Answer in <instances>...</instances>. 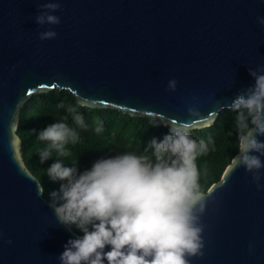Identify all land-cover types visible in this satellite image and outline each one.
<instances>
[{
	"label": "water",
	"instance_id": "95a60500",
	"mask_svg": "<svg viewBox=\"0 0 264 264\" xmlns=\"http://www.w3.org/2000/svg\"><path fill=\"white\" fill-rule=\"evenodd\" d=\"M45 2L0 0V264H60L80 235L56 222L22 156L18 117L34 93L65 89L79 104L195 127L264 65V0H60L61 23L41 26ZM49 28L56 38L40 40ZM237 152L205 190L215 198L202 216L205 254L192 264H264V188L234 170Z\"/></svg>",
	"mask_w": 264,
	"mask_h": 264
},
{
	"label": "clouds",
	"instance_id": "9594fccd",
	"mask_svg": "<svg viewBox=\"0 0 264 264\" xmlns=\"http://www.w3.org/2000/svg\"><path fill=\"white\" fill-rule=\"evenodd\" d=\"M60 0H47L35 17L38 25H59L55 15ZM264 25V17L257 18ZM51 28L39 32L40 40L55 39ZM254 83L241 90L226 107L236 113L234 129L238 152L234 170L244 168L257 188H264V65L249 68ZM178 81L170 79L168 90L176 91ZM195 99V98H194ZM79 127L84 117L73 104L61 103ZM191 117L200 111L189 107ZM67 117H65V120ZM162 140L153 138L142 154L124 151L97 159L89 169L80 171L78 159L71 157L68 145L80 141L78 131L66 122H55L38 133L47 142L39 151L41 163L58 158L46 169L60 182L49 194V206L56 222L81 233L70 238L60 254V264H192L203 257L205 240L202 216L212 193L204 190L199 157L210 151V142L192 136L189 122L172 120ZM96 131H102L97 126ZM232 133L230 132L229 135ZM44 189L40 187L42 195ZM11 244V239L8 240Z\"/></svg>",
	"mask_w": 264,
	"mask_h": 264
},
{
	"label": "trees",
	"instance_id": "16d2710c",
	"mask_svg": "<svg viewBox=\"0 0 264 264\" xmlns=\"http://www.w3.org/2000/svg\"><path fill=\"white\" fill-rule=\"evenodd\" d=\"M61 103L65 106L68 104L77 106L84 117L86 127L76 125L65 108L58 107ZM235 115L236 113L223 107L212 122L193 127L191 134L195 139L209 141L211 138L209 153L197 160L204 190L219 180L224 166L238 149L234 129ZM55 122H66L78 131L80 141L76 145L67 146L72 156L60 159L66 165L78 159L80 171L91 168L97 159L111 157L124 151L142 154L143 149L148 147L153 138L162 140L169 133V128L165 126L168 123H161L150 115H131L115 108L79 104L74 95L65 89L53 88L34 93L20 108L17 132L21 136L22 156L39 179L44 189L43 195L49 200L51 199L49 194L59 189L60 182L52 180L46 169L58 157L54 153L52 158L41 163L39 151L47 142L40 141L37 136L41 130ZM97 126H102L99 133L96 131ZM72 228L81 235L75 226Z\"/></svg>",
	"mask_w": 264,
	"mask_h": 264
}]
</instances>
